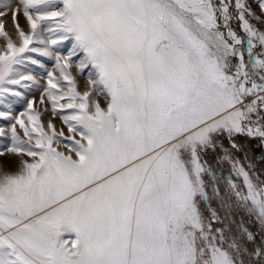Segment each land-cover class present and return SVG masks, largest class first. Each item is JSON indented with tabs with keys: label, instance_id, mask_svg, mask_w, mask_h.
I'll use <instances>...</instances> for the list:
<instances>
[{
	"label": "snow or ice",
	"instance_id": "6c2138e0",
	"mask_svg": "<svg viewBox=\"0 0 264 264\" xmlns=\"http://www.w3.org/2000/svg\"><path fill=\"white\" fill-rule=\"evenodd\" d=\"M242 138L264 0H0V264H264Z\"/></svg>",
	"mask_w": 264,
	"mask_h": 264
},
{
	"label": "rangeland",
	"instance_id": "374dc122",
	"mask_svg": "<svg viewBox=\"0 0 264 264\" xmlns=\"http://www.w3.org/2000/svg\"><path fill=\"white\" fill-rule=\"evenodd\" d=\"M21 23L23 24V20H21ZM6 28L9 31H11V22H10V20L6 23ZM67 47H69V45H67V42H65V45L63 46V50L65 52L67 51ZM45 62L48 64L49 69H51L52 68V62L51 61H47V60H45ZM37 71H38V69H37ZM78 79H79V82H80V90L83 91L84 90V85H85V83L87 81V70L85 71V73L83 75H80L78 77ZM32 95L35 96L38 99L40 93H39V91H35V92L32 93ZM96 99L100 100L102 106L104 105L105 101H104V99L101 96L97 95ZM17 107L22 110V106H17ZM36 107H40V106L37 104ZM49 107H50V104H49ZM42 119L45 120V121L53 120V122L57 125L58 129L60 127H63V125L61 124L60 118L59 117H55L54 118L51 115V113H49L46 116H43ZM18 131H20V130L18 129ZM251 157H252V162L254 163L256 159L253 157V155H251ZM210 163L212 164V167L217 171L218 174H222L223 176L227 177L231 173V166H230L229 163L223 162V161H221L219 159L210 160Z\"/></svg>",
	"mask_w": 264,
	"mask_h": 264
},
{
	"label": "trees",
	"instance_id": "16d2710c",
	"mask_svg": "<svg viewBox=\"0 0 264 264\" xmlns=\"http://www.w3.org/2000/svg\"><path fill=\"white\" fill-rule=\"evenodd\" d=\"M241 143H245L247 145L248 149H250V155H253V157L256 159L254 163L256 165V170L259 173L262 169H264V162H261L259 159V157L261 155V152L259 150V141H257V140L249 141V140L243 138V139H241ZM262 178H264V177H262ZM239 218L240 217H238V219ZM242 218L244 219L247 226L256 232L258 239H264V237L260 236L259 224L253 217L246 216V215L242 214Z\"/></svg>",
	"mask_w": 264,
	"mask_h": 264
}]
</instances>
